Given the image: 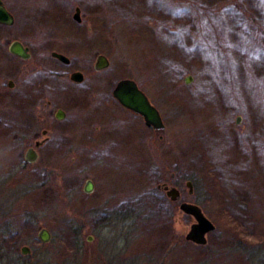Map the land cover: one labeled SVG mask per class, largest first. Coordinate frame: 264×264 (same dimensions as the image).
Wrapping results in <instances>:
<instances>
[{
  "label": "rangeland",
  "instance_id": "obj_1",
  "mask_svg": "<svg viewBox=\"0 0 264 264\" xmlns=\"http://www.w3.org/2000/svg\"><path fill=\"white\" fill-rule=\"evenodd\" d=\"M5 1L15 23L0 25V182L27 194L18 188L2 217L0 264H264V0ZM14 39L36 52L40 39L64 43L71 62L26 71L8 51ZM98 54L110 65L95 73ZM75 69L103 83L96 99L54 75ZM123 78L147 92L163 131L116 103ZM163 183L182 199L171 201ZM181 201L216 225L206 245L186 240L195 219Z\"/></svg>",
  "mask_w": 264,
  "mask_h": 264
},
{
  "label": "water",
  "instance_id": "obj_2",
  "mask_svg": "<svg viewBox=\"0 0 264 264\" xmlns=\"http://www.w3.org/2000/svg\"><path fill=\"white\" fill-rule=\"evenodd\" d=\"M79 11V9H77ZM78 13L75 14L76 18ZM0 23L11 25L14 23L13 15L6 9L4 3L0 0ZM12 53L22 57L29 58L28 48H25L20 41H14L10 47ZM61 58L65 56L61 54H56ZM110 65L109 59L105 55H100L97 58L95 69L103 70ZM72 79L75 81H81L83 79L82 72H74L72 74ZM191 78H187L186 81L189 82ZM12 86V83H10ZM114 97L127 109L133 111L136 114H139L144 117L146 124L156 130H162L165 128L164 121L162 116L156 106H154L149 100L148 96L143 92L137 82L132 78H123L116 83V86L113 91ZM64 112L59 110L57 112V117L62 119ZM239 120V117H238ZM41 142H37L39 146ZM38 153L35 148L27 149L25 153V160L28 163H35L38 160ZM186 186L189 187V193H193V184L191 181L186 182ZM94 184L91 180H87L84 190L86 192L93 191ZM161 189L166 192V195L171 199V201H179L182 199L181 192L177 187L170 185H160ZM180 210L188 215L194 217L195 222L191 225L189 231L187 232L185 238L187 241L193 242L198 245H206L208 242L207 234L215 230L216 225L204 214L202 208L192 202L181 201ZM38 237L43 243H48L51 238V232L43 227L38 232ZM91 238V237H90ZM89 238V239H90ZM31 252V248L28 245H24L21 248L22 255H27Z\"/></svg>",
  "mask_w": 264,
  "mask_h": 264
},
{
  "label": "flooded vegetation",
  "instance_id": "obj_3",
  "mask_svg": "<svg viewBox=\"0 0 264 264\" xmlns=\"http://www.w3.org/2000/svg\"><path fill=\"white\" fill-rule=\"evenodd\" d=\"M3 3H4V5H5V7H6V9L13 15V17H14V23H15V15H14V13H13V10H12V8L8 5V3L5 1V0H1ZM75 13H78V17L79 18H76L75 17V13H74V15H73V18L74 19H78V20H80L81 18V8L79 7V6H76L75 8ZM77 9H79V11L77 10ZM13 23V24H14ZM13 24H11V25H7V24H4V23H0V25H6V26H12ZM39 40V39H38ZM37 40V41H38ZM14 41H20L22 44H23V46L25 47V48H28V53H29V58H22V57H20V56H18V55H16V54H14V53H12V51H11V49H10V47H11V44H12V42H14ZM39 41H41L40 43H38L39 44V47H40V49H39V47H38V50H37V52L35 51V50H33L31 47V44H28L27 42H24V41H22V40H19V39H14V40H11L10 41V43H9V45H8V51H9V53L10 54H12L14 57H17V58H19L22 62H23V65H24V70H28V69H32V68H34L35 69V67L33 66L34 65V62H35V66H37V68H39L42 72H45V73H49V71H47L46 70V68H47V66H46V62L47 61H50V62H52V63H56V64H58V65H61V66H67V65H69L70 64V58L68 57V55H67V53H66V49L65 48H67L68 47V45H66V44H64V43H60V44H57L56 46H53L54 44H52V41H51V39L49 40H47V41H45V40H39ZM33 51H35L36 53H35V55H36V57L39 59L38 61H36V59L35 60H33V58H34V53H33ZM56 54H61V55H63V56H65V58H61V57H59V56H57ZM100 55H104V54H98L97 56H96V59H95V61H94V63H93V67H94V72L95 73H99V72H101V71H103V70H97V69H95V64H96V61H97V58L100 56ZM106 56V55H105ZM107 57V56H106ZM108 58V57H107ZM110 62V61H109ZM109 67V66H108ZM107 67V68H108ZM106 69V68H105ZM77 71H79V72H82L83 73V79L81 80V81H75V80H73L72 79V74L74 73V72H77ZM86 72L85 71H83V70H80V69H75V70H72V71H61L60 73H58V72H56L54 75H55V77L57 78V79H60V80H64L65 82H67V78H69L70 79V81L68 82V83H70L71 84V86L73 87V86H76L77 88H78V91H80V90H87V96H88V99H90V100H94V99H96L95 97L98 95V91H100V92H102V90H104L103 89V83H100V82H86L85 81V79H86ZM133 79V78H132ZM135 80V79H134ZM136 81V80H135ZM137 82V81H136ZM10 83H12V86L10 85ZM137 84H138V86H139V88L143 91V92H145V94L148 96V98H149V100L151 101V103L154 105V106H156L155 104H154V102L151 100V98L149 97V95L147 94V92L139 85V83L137 82ZM8 86L9 87H13L14 86V81L12 80V79H10L9 81H8ZM116 86V85H115ZM115 88V87H114ZM114 88L112 89V97H113V99L116 101V103L118 104V105H120L121 106V108L123 109V110H125V111H127V112H129V113H131L133 116H135V117H137V118H139L141 121H142V123L144 124V126L146 127V128H148L150 131H152V132H157V131H160V130H156V129H153V128H151V127H149L147 124H146V121H145V119H144V117L143 116H141V115H139V114H136V113H134L133 111H131V110H129V109H127V108H125L115 97H114V94H113V91H114ZM46 106H48V105H51L52 103H51V101L50 100H48L46 103ZM157 107V106H156ZM158 108V107H157ZM59 110H62L63 112H64V116L66 115V112L63 110V109H61L60 107H58L57 109H56V111H55V117H56V119H59L58 117H57V112L59 111ZM158 110H159V108H158ZM159 112H160V114H161V111L159 110ZM63 116V117H64ZM161 116H162V114H161ZM162 119H163V117H162ZM240 117H239V120H238V118L236 119V122H240ZM164 121V120H163ZM164 124H165V122H164ZM165 127H166V125H165ZM165 129V128H164ZM164 129H162L161 131H163ZM47 132H48V130H43V132H42V134L43 135H46L47 134ZM163 138V136L161 135L160 136V139H162ZM48 139H49V137L48 136H45L42 140H39V139H37V140H35V142H34V144H30V145H28V147H27V149H29V148H35V150L37 151V153H38V155H39V157H40V148L48 141ZM37 142H41V144L39 145V146H37ZM27 151V150H26ZM38 157V158H39ZM26 161V160H25ZM27 162V161H26ZM164 184H166V185H169L168 183H163V185ZM94 188V187H93ZM163 190V189H162ZM164 191V190H163ZM166 193V192H165Z\"/></svg>",
  "mask_w": 264,
  "mask_h": 264
},
{
  "label": "trees",
  "instance_id": "obj_4",
  "mask_svg": "<svg viewBox=\"0 0 264 264\" xmlns=\"http://www.w3.org/2000/svg\"><path fill=\"white\" fill-rule=\"evenodd\" d=\"M15 180L12 179H4L2 182H0V223L2 221V217L7 216V212H10V209L17 203L18 199L21 195L18 196V188L19 191L21 190L24 195L27 194V191L22 189L21 184L14 182ZM10 183H13V185H10ZM15 185V186H14ZM9 202V203H7ZM30 215V216H29ZM26 216V221H32L35 215L29 214ZM130 218L131 216H126L125 218ZM7 226V223H5V227ZM12 228V227H9ZM75 230V229H74ZM75 232V233H74ZM74 235L79 238V235L81 234L80 231H74ZM3 233V232H2ZM6 235H10L9 232H4ZM0 246V250H1ZM41 254L40 252L38 255ZM45 255V254H44ZM8 264H24V263H17L14 259L9 258ZM39 264V263H38Z\"/></svg>",
  "mask_w": 264,
  "mask_h": 264
}]
</instances>
